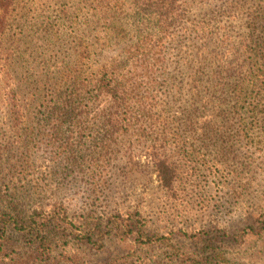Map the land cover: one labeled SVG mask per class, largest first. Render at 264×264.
I'll return each instance as SVG.
<instances>
[{"label":"rangeland","instance_id":"obj_1","mask_svg":"<svg viewBox=\"0 0 264 264\" xmlns=\"http://www.w3.org/2000/svg\"><path fill=\"white\" fill-rule=\"evenodd\" d=\"M262 10L264 0H13L0 10V196L8 184L32 208L66 217L73 233L52 240L50 264H210L199 238L219 245L212 264H264V137L253 145L236 138L228 149V138L174 125L197 103L193 54L205 38L194 27L225 56ZM105 73L115 75L118 93L131 83L156 102L145 115L113 106L120 128L99 142L103 126L92 112L109 104L84 96ZM73 103L76 120H67L58 107ZM229 104L220 102L217 119L231 117ZM90 123L98 135L84 131ZM27 126L40 133L25 137ZM65 143L75 164L64 160ZM87 149L97 159L85 160ZM157 152L176 161L174 189L157 177ZM113 216L144 222L160 240L111 233L84 242L86 223Z\"/></svg>","mask_w":264,"mask_h":264},{"label":"trees","instance_id":"obj_2","mask_svg":"<svg viewBox=\"0 0 264 264\" xmlns=\"http://www.w3.org/2000/svg\"><path fill=\"white\" fill-rule=\"evenodd\" d=\"M101 2L98 4L100 7ZM12 4L13 0H0V10L5 11ZM254 20L250 26V31L242 37L238 44L226 46L225 56L217 51V41L210 43V46L208 42H204L207 41V37L204 35L207 30L204 27H194L198 36L206 39H201L203 43L193 54V66L195 65V68L191 76L192 86L189 90L192 98H194L193 102L197 103L196 106L192 104L188 108L185 107L182 117L175 119L176 130L183 127V131L189 133L202 131L206 135L212 133L216 138H228V141L224 140V142H229L228 149L236 143L234 142L236 138H240V141L246 139L247 145H253L255 143L254 137H264V10L259 12ZM184 29L188 30L187 28ZM222 43L226 45L224 40ZM227 57L231 58L228 59ZM148 81L150 82V80ZM152 83L153 81L150 82V85H153ZM90 85L93 89L88 90V94L84 96V101L102 102L100 97L106 96L105 102L109 104L108 109L107 107L98 109L96 106L97 110L92 112L94 115L92 123L96 122L103 126L99 142L107 141L106 133L118 131L120 128L119 124L122 120L118 119L113 106L125 108L128 113H131L132 109L137 106L139 112L145 115L153 109L154 104L152 102H156L152 96L143 97L131 83L124 86L123 90L118 93L119 83L112 73L103 74ZM220 102L231 103L229 104L231 117L226 120L217 119L214 115L213 111L219 108ZM58 108L59 111L61 109L62 113L69 117L67 120H76L74 103ZM82 111L88 116L92 110L86 106L85 110ZM248 112H250V120H246L244 117L245 113L248 114ZM52 113L49 112V116ZM71 116L73 118H70ZM132 119L134 118H129L127 121L130 122ZM83 127L85 132L97 135L99 133V130L91 123ZM54 131H56L54 133H58L56 126ZM164 132L166 133L163 135L165 137L170 132L168 126L164 128ZM34 133L38 135L40 128L38 130L33 127L30 129V126H27L24 136L32 137ZM92 139H95V136H92ZM70 148V143L64 144V160L75 164L77 158L71 153ZM87 150L85 160L97 159L92 150ZM157 153L159 157L155 156L158 155ZM157 153L153 155V166L157 172V177L164 187L174 189L177 176L176 161H172L166 156L160 158L161 152ZM28 157L27 153L22 154L21 166L18 171L21 175H23L25 165L28 163ZM21 175L18 174L16 179L19 180ZM27 199L28 196L19 192L14 186L9 187L8 184L4 186L3 194L0 196V264H43V262L50 264L49 261L53 259L51 254L52 240L67 238L73 233L66 217L61 216L56 208H51L48 211L42 206L32 208L31 205L25 203ZM144 225V222H138L134 218L121 221L113 216L105 223L99 221L86 223L81 231L82 239L86 243L96 245L104 234L113 233L125 236L136 233L140 235L138 237L143 244L153 245L158 242L159 236L154 232H147ZM186 235L189 233L186 232ZM190 236L194 237V234H190ZM199 240L201 242L200 247L204 251H212V256L201 255L206 259L208 257L207 262L212 264L213 259L218 258L219 253L214 251H217L219 245L210 238H199Z\"/></svg>","mask_w":264,"mask_h":264}]
</instances>
